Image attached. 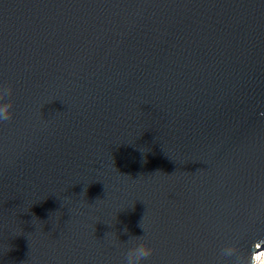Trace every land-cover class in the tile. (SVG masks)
I'll list each match as a JSON object with an SVG mask.
<instances>
[{
	"label": "water",
	"instance_id": "obj_1",
	"mask_svg": "<svg viewBox=\"0 0 264 264\" xmlns=\"http://www.w3.org/2000/svg\"><path fill=\"white\" fill-rule=\"evenodd\" d=\"M0 107V264L264 249V0H0Z\"/></svg>",
	"mask_w": 264,
	"mask_h": 264
},
{
	"label": "clouds",
	"instance_id": "obj_2",
	"mask_svg": "<svg viewBox=\"0 0 264 264\" xmlns=\"http://www.w3.org/2000/svg\"><path fill=\"white\" fill-rule=\"evenodd\" d=\"M5 94H7L6 91ZM7 119H9L8 109L6 107H0V121ZM124 231L126 232L127 230L124 229ZM126 242L128 246L123 252L122 264H143L147 257L152 254L151 247H149L147 243L143 242L140 237L129 236ZM221 255L225 257H236L235 264H241L235 250L232 248L222 249ZM257 260L258 264H264V259L257 258ZM254 264H256V262H254Z\"/></svg>",
	"mask_w": 264,
	"mask_h": 264
},
{
	"label": "bare ground",
	"instance_id": "obj_3",
	"mask_svg": "<svg viewBox=\"0 0 264 264\" xmlns=\"http://www.w3.org/2000/svg\"><path fill=\"white\" fill-rule=\"evenodd\" d=\"M263 250V249H262ZM257 258H261L264 259V251H262L261 253H259L258 255L255 256L254 261L256 262V264H258V260Z\"/></svg>",
	"mask_w": 264,
	"mask_h": 264
},
{
	"label": "rangeland",
	"instance_id": "obj_4",
	"mask_svg": "<svg viewBox=\"0 0 264 264\" xmlns=\"http://www.w3.org/2000/svg\"><path fill=\"white\" fill-rule=\"evenodd\" d=\"M262 251H264V249H263V250H260V251L258 252V254L261 253Z\"/></svg>",
	"mask_w": 264,
	"mask_h": 264
}]
</instances>
